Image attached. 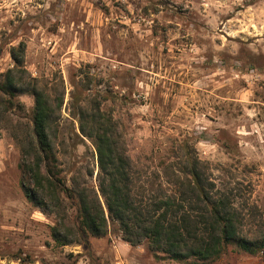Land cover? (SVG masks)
Returning <instances> with one entry per match:
<instances>
[{"label":"rangeland","instance_id":"1","mask_svg":"<svg viewBox=\"0 0 264 264\" xmlns=\"http://www.w3.org/2000/svg\"><path fill=\"white\" fill-rule=\"evenodd\" d=\"M19 43L30 77L62 98L51 141L64 186L77 177L97 188L95 151L72 110L96 101L138 184L172 189L187 160H197L232 195L241 235L264 234V0H0V74ZM14 101L0 116V264H264V252L235 246L210 262L158 259L113 230L87 246L57 245L56 218L22 188L18 139L33 97Z\"/></svg>","mask_w":264,"mask_h":264},{"label":"trees","instance_id":"2","mask_svg":"<svg viewBox=\"0 0 264 264\" xmlns=\"http://www.w3.org/2000/svg\"><path fill=\"white\" fill-rule=\"evenodd\" d=\"M24 43L10 49L13 67L0 74V116L15 106L18 94L33 97L31 123L18 139L19 167L26 184L24 197L34 207L56 218L51 238L59 246H87L90 237L111 230L130 245L145 243L155 258L175 262H210L228 246L254 255L264 252V234L257 240L241 235L243 216L230 193L219 190L200 162L187 160L184 177L172 189L149 181L138 184L131 160L118 137L112 116L98 102L90 107L83 100L73 103L80 134L95 151L97 188L77 177L68 188L56 177L51 141L55 113L62 98L52 99L24 67ZM89 176L92 173L88 174ZM75 215L67 214L64 198Z\"/></svg>","mask_w":264,"mask_h":264}]
</instances>
